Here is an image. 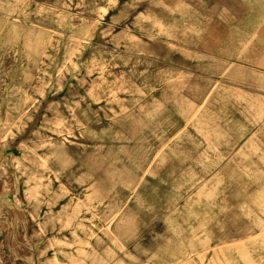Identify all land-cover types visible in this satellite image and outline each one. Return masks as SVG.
Masks as SVG:
<instances>
[{"label": "rangeland", "instance_id": "rangeland-1", "mask_svg": "<svg viewBox=\"0 0 264 264\" xmlns=\"http://www.w3.org/2000/svg\"><path fill=\"white\" fill-rule=\"evenodd\" d=\"M237 1L0 0V264H264V0ZM56 123L87 124L48 152Z\"/></svg>", "mask_w": 264, "mask_h": 264}, {"label": "bare ground", "instance_id": "bare-ground-1", "mask_svg": "<svg viewBox=\"0 0 264 264\" xmlns=\"http://www.w3.org/2000/svg\"><path fill=\"white\" fill-rule=\"evenodd\" d=\"M222 4L231 5L234 8V12L235 13H238V12H240V11H242L244 9L243 4L241 2H239V1H237V0H217V2H215V6L214 7L218 8ZM231 25H233L232 22L225 24V26H231ZM263 35H264V33H263ZM262 65L264 66V60L262 62ZM228 66H229V64L225 65V67L223 68V74H226V72L229 70ZM138 67H139L138 61H135V62H132V63H129V61H126V65H125L124 68H125V70L128 69V71H130V72H128L130 80H132L130 74L134 76V71ZM143 81H144L145 86L148 89L147 92H149L150 83H151V73H149V70L144 72ZM130 83L129 84L131 86H135L134 85V81H131ZM136 88L138 89V87H136ZM148 96H150V95H148ZM99 98L100 97H96L94 100H98ZM48 108H47V110H49L51 112V114L55 115L56 117L59 116V112H58V108L57 107L48 106ZM72 116H73L72 117L73 120L77 122V118L76 117H78V115H76V113H73ZM124 116L125 115L118 116L116 118V121H119V120L123 119ZM147 122L148 123H145V131H144L145 153H144V156H143V161L145 162L146 165L149 162V154L151 152V137H152V123H151L150 117H148V116H147ZM86 124L87 123H64L63 125H59L58 123H56L54 126H52L50 128L46 127L47 129H49V131H47L46 136H44L45 138H42V137L40 138L41 147L45 148L48 152H49V150H52V152L55 153L57 145L61 144V141L60 140L58 141V138L70 136L72 134V129L74 127H81V126L86 125ZM112 124L115 125V124H118V123H112ZM78 135H79V133H78ZM30 153H31V155H36V152L34 150H31ZM106 167L109 168L108 166H106ZM146 168H147L146 170H148V167H146ZM99 174L100 173H98L97 175H99ZM53 179H57V174H54V178ZM207 179L208 178H205V180H201L197 186L203 185L206 182ZM50 181L51 180L49 179V183H50ZM93 181H94V179L93 180L91 179L87 183L86 186L87 187L91 186ZM25 182H26V184H28V183L30 184L29 177L26 178ZM127 186H128L127 187L128 191H132L133 194L136 193L135 185H131V183H128ZM130 193H128L127 197L129 196ZM176 207H177L176 205L171 207L169 212L174 213L175 211H177ZM93 252H95V251H93Z\"/></svg>", "mask_w": 264, "mask_h": 264}]
</instances>
